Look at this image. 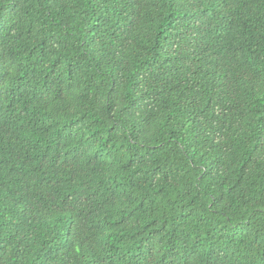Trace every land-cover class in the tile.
<instances>
[{"label": "trees", "instance_id": "16d2710c", "mask_svg": "<svg viewBox=\"0 0 264 264\" xmlns=\"http://www.w3.org/2000/svg\"><path fill=\"white\" fill-rule=\"evenodd\" d=\"M0 264H264V0H0Z\"/></svg>", "mask_w": 264, "mask_h": 264}]
</instances>
